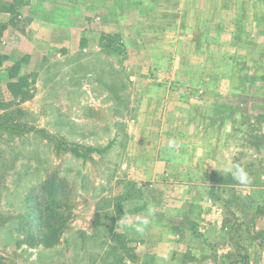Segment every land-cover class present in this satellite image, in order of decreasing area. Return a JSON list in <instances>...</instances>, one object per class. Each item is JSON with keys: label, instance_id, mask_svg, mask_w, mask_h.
Returning <instances> with one entry per match:
<instances>
[{"label": "rangeland", "instance_id": "rangeland-1", "mask_svg": "<svg viewBox=\"0 0 264 264\" xmlns=\"http://www.w3.org/2000/svg\"><path fill=\"white\" fill-rule=\"evenodd\" d=\"M0 54V264H264V0H0Z\"/></svg>", "mask_w": 264, "mask_h": 264}, {"label": "clouds", "instance_id": "clouds-1", "mask_svg": "<svg viewBox=\"0 0 264 264\" xmlns=\"http://www.w3.org/2000/svg\"><path fill=\"white\" fill-rule=\"evenodd\" d=\"M231 175L234 180H236L239 184L246 185L251 183V178L246 172L245 168L240 166L239 164H236L233 166L231 170ZM121 226L134 228L137 232H143L144 229L147 227V225L150 223V221L145 218L141 221H139L137 224H130L127 223L126 218L124 220L120 221Z\"/></svg>", "mask_w": 264, "mask_h": 264}, {"label": "trees", "instance_id": "trees-1", "mask_svg": "<svg viewBox=\"0 0 264 264\" xmlns=\"http://www.w3.org/2000/svg\"><path fill=\"white\" fill-rule=\"evenodd\" d=\"M3 58H2V56H1V54H0V65H2L3 64ZM19 63H16V64H14L13 65V67L11 68L12 70H10V74H8L9 76H11V77H13V76H15V75H17V72H18V69H19ZM18 84L17 83H11L10 84V86L14 89V91H15V89H16V86H17ZM28 90H26V91H24V92H26V94L24 95V96H22V98H24V99H27L29 96H30V94H27L28 92H27ZM23 92V93H24ZM110 145L111 144H108V145H106V146H104V147H102V148H99V147H90L89 149H88V151H95V152H103V151H105L106 149H108L109 147H110ZM73 150L75 151V153L76 154H78V155H83V152H81V151H79L77 148H73Z\"/></svg>", "mask_w": 264, "mask_h": 264}]
</instances>
